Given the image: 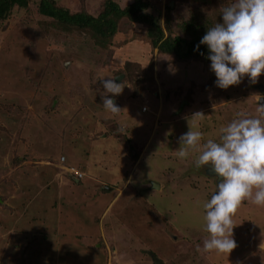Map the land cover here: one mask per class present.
<instances>
[{
	"label": "rangeland",
	"instance_id": "1",
	"mask_svg": "<svg viewBox=\"0 0 264 264\" xmlns=\"http://www.w3.org/2000/svg\"><path fill=\"white\" fill-rule=\"evenodd\" d=\"M146 1L164 33L186 44L180 24L201 1L218 0ZM38 2L0 21V264H264V205L250 201L232 216L229 256L197 251L208 236L202 205L218 181L195 166L199 152L177 156L189 126L203 133L202 145L218 142L238 113L258 116L264 73L221 89L207 55L185 63L161 55L146 25L128 16L102 49L88 32L39 14ZM105 2L55 0L92 17ZM102 76L123 87L112 97L118 115L102 106ZM197 112L204 116L194 121ZM26 227L30 242L14 251V234Z\"/></svg>",
	"mask_w": 264,
	"mask_h": 264
},
{
	"label": "clouds",
	"instance_id": "2",
	"mask_svg": "<svg viewBox=\"0 0 264 264\" xmlns=\"http://www.w3.org/2000/svg\"><path fill=\"white\" fill-rule=\"evenodd\" d=\"M222 23L207 28L195 46L207 47V59L215 74L214 84L221 89L239 85L247 77L255 84L264 73V0H235L224 7ZM99 78L103 84V108L118 115L112 97L122 93L123 87L111 76ZM258 116L238 113L227 126L219 129V141L208 139L201 145L203 133L190 127L179 137L177 156L185 159L190 152H199L197 168L209 165L216 179V191L203 203L204 231L208 233L202 249L197 251L227 253L237 247L233 238L232 216L245 201L264 205V105H258ZM203 113L193 114L198 120ZM259 248L264 252V246Z\"/></svg>",
	"mask_w": 264,
	"mask_h": 264
},
{
	"label": "trees",
	"instance_id": "3",
	"mask_svg": "<svg viewBox=\"0 0 264 264\" xmlns=\"http://www.w3.org/2000/svg\"><path fill=\"white\" fill-rule=\"evenodd\" d=\"M191 1L193 2V0ZM28 2L29 0H0V21L6 19L13 8L25 7ZM147 2L146 0H128L124 6H120L114 0H106L103 10L97 17H92L84 12L71 13L67 9L57 6L55 0H39L36 7L39 14L53 22L56 21L61 26V30H72L73 27H76L84 33L88 32L93 43L102 49L113 41V37L118 32L119 20L128 16L132 22L146 25L145 37L152 50L155 49L161 55H168L178 62L185 63L188 61L206 62L204 56L207 55V47L200 45L196 50L195 46L199 44L207 28L223 22L221 16L223 8L234 3L233 0H218L214 5L208 4L206 1H201L200 5H196L197 7L191 10L189 18L180 24L183 35L188 38V42L185 44L183 38L172 36L171 32L164 33L161 24L147 12ZM168 20L169 17L166 15L165 21L168 22ZM183 43L185 44L184 49L181 48ZM163 128L167 129V125ZM15 158H13L14 165L18 164V160ZM2 200L5 199L2 198ZM3 207L9 208L7 205Z\"/></svg>",
	"mask_w": 264,
	"mask_h": 264
},
{
	"label": "crops",
	"instance_id": "4",
	"mask_svg": "<svg viewBox=\"0 0 264 264\" xmlns=\"http://www.w3.org/2000/svg\"><path fill=\"white\" fill-rule=\"evenodd\" d=\"M120 101V100H119ZM120 103H122V101H120ZM106 148H103V151L105 150ZM104 154H106V153H104ZM93 157V156H92ZM64 159H65V157H64ZM65 161H66V159H65ZM55 177H57V175H55ZM62 177V176H61ZM106 195H107V193H106ZM102 196H104V195H102ZM17 230V229H16ZM17 233H15L14 234V236H15V239H13L12 241H14L13 243H15L14 245H15V249H14V251L16 250H21V251H24L25 252V248H26V246L28 245V243L30 242L29 240H28V238H26V236H27V232H29L28 231V228L26 227V228H23V229H19L18 231H16ZM24 242V243H23ZM16 255L18 254V253H15ZM13 257H15V256H13ZM11 258V257H10Z\"/></svg>",
	"mask_w": 264,
	"mask_h": 264
},
{
	"label": "water",
	"instance_id": "5",
	"mask_svg": "<svg viewBox=\"0 0 264 264\" xmlns=\"http://www.w3.org/2000/svg\"><path fill=\"white\" fill-rule=\"evenodd\" d=\"M260 88L262 89V86L260 85ZM261 101H263L262 99H261ZM183 104H184V101L179 105V109H178V111L176 112V113H178V112H180L181 110H182V107H183ZM205 167H207V170H206V172L208 173V175H210V176H213V175H215L214 173H212L211 171H210V167H209V165H205ZM154 185V184H153ZM156 185H158V184H156ZM159 186V185H158ZM157 187V186H156ZM156 260V259H155ZM158 263H159V261H157Z\"/></svg>",
	"mask_w": 264,
	"mask_h": 264
},
{
	"label": "built area",
	"instance_id": "6",
	"mask_svg": "<svg viewBox=\"0 0 264 264\" xmlns=\"http://www.w3.org/2000/svg\"><path fill=\"white\" fill-rule=\"evenodd\" d=\"M143 110H145V107H142ZM71 172L78 178H81L83 176L82 172L78 171L77 169L71 168Z\"/></svg>",
	"mask_w": 264,
	"mask_h": 264
},
{
	"label": "flooded vegetation",
	"instance_id": "7",
	"mask_svg": "<svg viewBox=\"0 0 264 264\" xmlns=\"http://www.w3.org/2000/svg\"><path fill=\"white\" fill-rule=\"evenodd\" d=\"M213 178L215 179L214 175H213ZM215 181H216V179H215Z\"/></svg>",
	"mask_w": 264,
	"mask_h": 264
}]
</instances>
